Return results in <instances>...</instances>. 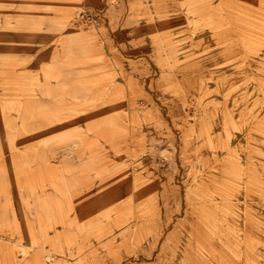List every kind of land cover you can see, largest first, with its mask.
Masks as SVG:
<instances>
[{"label":"rangeland","instance_id":"rangeland-1","mask_svg":"<svg viewBox=\"0 0 264 264\" xmlns=\"http://www.w3.org/2000/svg\"><path fill=\"white\" fill-rule=\"evenodd\" d=\"M0 264H264V0H0Z\"/></svg>","mask_w":264,"mask_h":264},{"label":"bare ground","instance_id":"bare-ground-1","mask_svg":"<svg viewBox=\"0 0 264 264\" xmlns=\"http://www.w3.org/2000/svg\"><path fill=\"white\" fill-rule=\"evenodd\" d=\"M204 193L208 195V192H207V191H205ZM16 243H17V245H18V247H19V245H20L19 241H16ZM30 246H32V245H30ZM19 249L22 251V253H26L27 250H28V248L25 247V246H22V247L19 248ZM48 256L50 257V254H48Z\"/></svg>","mask_w":264,"mask_h":264}]
</instances>
